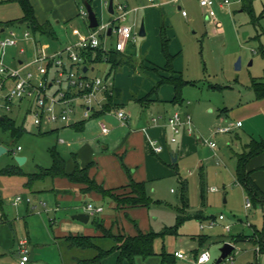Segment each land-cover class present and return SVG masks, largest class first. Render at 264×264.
<instances>
[{
  "label": "rangeland",
  "instance_id": "374dc122",
  "mask_svg": "<svg viewBox=\"0 0 264 264\" xmlns=\"http://www.w3.org/2000/svg\"><path fill=\"white\" fill-rule=\"evenodd\" d=\"M78 1L81 2V0ZM126 1L114 0V4L115 6L118 3L126 4ZM143 1L146 2L147 0ZM214 1L216 2L214 8L215 22L207 20L206 10L201 6L200 0H180L178 4L167 3V5L158 8L163 22L167 24V37L170 40V49L172 48L170 51L175 54L174 66L178 68L182 79L189 82L182 90L183 104L177 110L182 113L183 119H185L184 112L190 115L192 136L195 141L194 147L182 155L178 162H171L167 166L170 174L147 181V195L152 201L151 205L147 208L134 210L130 212V219H123L125 231L129 234L136 233V224L142 232L152 231L156 233L158 236L155 239L154 248L159 254H173L178 247L183 246L181 239H184L183 241L186 243L184 252L187 253L188 251L189 254H192L189 246L192 241L190 236L200 233L210 239L220 240L226 237L229 240L240 234L253 235L256 231L264 232V204L246 208L247 193L235 178L237 154L242 153L244 146L250 143L252 139L262 141V135L264 138V119L251 120L250 117H247V112L252 109V103L256 100L252 84L254 81L261 82L264 80V0H247L246 2L244 0H229L230 4H225V0ZM223 3L224 6L221 7ZM245 4L248 8H245ZM178 7H181V10ZM103 10L104 12L99 16V19L102 24H105L113 16L110 15L107 7ZM183 11L186 12V16H183ZM4 13L0 7V17ZM88 23L87 19L85 21L76 20L75 24L68 26L69 32L76 28L79 33L85 34L88 31ZM141 26L142 22L139 21L135 30L140 32ZM26 28V25H19L16 29L23 31ZM92 32H94L93 29ZM58 34L61 42H66L69 38L64 31H60ZM97 36L102 42L101 46L105 49H111L116 44V34L108 36L107 31L103 30ZM44 40L49 42L43 38ZM144 40V37H138L135 47L139 55L131 57L129 65H135L134 69L138 70L136 77L147 80L152 79L151 75L148 76L147 74L154 72L148 68L145 69L141 64L144 63L140 51ZM20 47L8 48L5 51L4 64L7 67L11 66L10 61L13 60V57H20L18 53ZM29 52V56L22 58L29 59L31 50ZM148 54L151 56V61L158 62L163 59L161 49L156 45L152 46L151 50L148 49ZM239 59H241L242 66L241 69L237 70L235 65ZM150 66L151 64L148 63L147 67ZM94 69L90 68L86 73L87 76L106 78L110 66L106 63H99L95 65ZM32 70L35 69L32 68ZM154 71L156 70L154 69ZM120 72L121 70L118 73ZM138 83L139 88H141V83ZM10 84L8 89L12 86ZM8 89L4 91V94L8 92ZM128 90H132V88ZM173 106L172 104H162V106L154 104L148 109V113L159 118L157 112H162V118H168L174 112ZM126 110L127 112L132 111L135 116H139L143 109L136 105L131 108L126 107ZM7 117L13 119L17 127H23L24 132L13 136L10 130L0 125V147L3 146L8 151L0 156V171L9 166H17L15 158L18 156L26 157L27 161L23 166H17L24 174L23 176L0 177V187L8 196L6 198L14 197L16 194L38 195L40 199H44L48 208L53 210L57 204L56 196L46 190L54 189V186L60 190L69 189L70 183L67 180L56 182L52 178H45L35 181L33 192L32 190L31 192L25 190V186L22 184L28 182L29 175L39 174L52 168L51 152L53 149L66 160L67 171L70 166L75 168L72 155L78 153L79 148L77 146L68 148L67 144L76 137L73 132H70L73 136L65 133L60 135L41 133L34 124L32 115L27 114L24 108L19 111L16 105L12 112L7 114ZM238 119L244 122V127L228 134L214 135V131L221 124H231ZM60 139H64L65 143H62ZM208 142H214L217 146L216 150L212 149ZM178 144L176 145L178 146ZM18 146L22 148L21 152L17 151ZM154 158L158 159L156 156ZM117 164L120 165V169H123L121 162ZM125 164L129 166L126 162ZM110 166L106 165L104 172H102L103 168L100 167L102 173H98L96 181L109 189H117L123 184H127V180L123 183L112 179L110 174L113 167ZM138 166L142 167V164H138ZM136 168L130 167L132 172ZM140 172L141 168L138 173H134L136 178L140 177ZM213 188L217 191L213 192ZM41 189L42 192L36 193ZM89 202L95 207L100 204V202L84 200L59 201L60 210L50 214L52 219L55 216L56 222L51 224L48 218H45L46 215L39 214L37 219L42 222H39L40 228L37 230H40V234H42L41 230L43 232L45 230L47 233H52L53 236V233L63 226L68 230L73 227L71 225L93 228L94 218L88 225L72 218L74 211H76L74 208L79 207L82 211ZM109 204L110 200H102L101 205L105 208L104 214H110ZM11 209L14 210L15 208ZM184 214L189 215L190 218L184 220L177 228V234H163L165 229L176 227L178 216ZM198 215H204V217L199 218ZM221 215L225 218L222 221L219 220ZM19 216L20 219L24 218L22 215ZM214 218L217 221L214 226H211L210 223ZM63 220L66 221L65 225ZM21 222L22 224L17 223L19 226L15 228L16 234L19 233L18 236L15 234L16 240L9 227H6L8 230L6 229L5 234L2 233L6 242L5 251L0 252V264H13V261L18 260L20 256L18 240L27 239L25 222L24 220ZM201 222L205 226L204 230L200 228ZM228 225L231 228L230 232L225 229ZM14 240L16 244L13 242ZM109 245L110 242H107L104 247ZM207 246L212 253L216 250L218 252L222 248L216 243L213 245L212 241ZM257 247L258 244L254 245L251 242L241 243L235 249L233 256L237 262L248 260L249 257L252 264L255 262L262 264L261 254L256 256ZM94 254L93 252L82 253L76 250L69 253L63 242L60 240L55 242L52 238V243L51 240L47 239L44 244L41 261L37 259L34 263L73 264L75 261L71 259L72 256L82 259L94 256ZM248 261H245V264H248Z\"/></svg>",
  "mask_w": 264,
  "mask_h": 264
},
{
  "label": "crops",
  "instance_id": "0c3cea01",
  "mask_svg": "<svg viewBox=\"0 0 264 264\" xmlns=\"http://www.w3.org/2000/svg\"><path fill=\"white\" fill-rule=\"evenodd\" d=\"M89 1L95 13L98 16V20L100 23L99 26L108 25L111 22H113L116 17V13H117L116 11H117L118 5L122 4V3H118L116 6L114 4L115 14L114 15L110 14L111 16H113L111 20L108 23L102 24L100 22L99 16L103 14L104 12L103 9H105V7L109 8L110 0H89ZM154 1L155 2L153 4V3H150L148 0L146 2L143 0H127L125 2L126 4H122V5L127 6L129 9H138L137 12H133L128 15L127 23L130 25H133L134 31L137 32L139 36H140V32L136 31L135 28L137 24L139 23V21L142 22V25L144 24L146 35L144 36L145 40L143 41L141 45V49H140L141 55H142L141 57L144 58V63H141V64L145 69L148 68L151 72H154V73L147 72L148 73L147 75L148 76L151 75L152 79L142 80V78L136 77L135 75L137 74L138 70L136 71L134 69L135 65H129L130 62L124 65L122 68H120L115 74H111V75H109L111 71V65L104 61L99 62V63H106L108 64V66H110L109 73L106 78H100L99 76L90 77V76H87L86 74L90 68H92V70H95L94 69L95 65L99 63L89 65V67L84 65L82 68V71L87 79L89 80L100 79V80H103L104 83L106 84L107 83L111 84L110 91H111V95H114V98H113L114 108L109 112H106L104 114H99L101 111L104 110V106L108 103V98L106 95L107 92L105 93L102 92L98 95L99 104H94L90 108V116L89 118L86 119L84 118V112L86 110L85 103L83 99L79 98L81 94H79L78 91H75L67 87L65 83L62 86L53 85L52 89L49 91L48 94L54 96L60 90L61 91L63 90L66 92L68 99H72L70 106L75 110V118L77 120L76 122L77 124L76 126H74L75 124L65 125L62 122L54 123V124H48L45 122L41 126L36 125L39 131L44 134L54 133V134L60 135L61 133L62 134L65 133V134L70 135L71 134L70 132H73L76 138L69 141L67 144V147L72 148L73 146H77L79 148V152L72 155L74 162H78L81 169L89 167V175L92 179H95V180H96L98 173H102L106 170V165H109V166L112 165L110 166V167H113V171H111V174H110L112 179L117 180L118 182L122 181L123 183L127 180V184H123L119 188L127 186L130 181V178H132L136 182H143L146 185L147 181L149 180L159 179L161 177H164V175L170 174L169 170L167 169V166L170 165L171 162L172 163L178 162L179 159L182 157V155H184L185 153H188V151L192 149V147H194V142H195L193 139L194 137L192 136L193 133H188L186 126L182 127V133L178 136L179 139H177V142L173 143L171 141V138L173 137V133L168 125V119L170 116H172V114H174L177 111L180 113L181 118H182V113L177 109L183 104V103L182 104L172 103L174 96H175L174 87L169 84H163L157 92H153L156 88V85L160 81L161 77L169 76V73L166 70L167 60L164 57L163 53H162L163 59L158 62L154 60H152L153 61L152 62L150 59L151 56L150 54H148V49L151 50L152 46L154 47L155 45L156 47L161 49V52H162V44H161L162 25L166 29V34L168 33L167 24L163 22L158 8H161L162 6L167 5V3L169 2L167 0H154ZM30 2L34 8L36 20L38 21L39 24L46 26L47 33H42L40 31L33 32L28 27V25L24 21V11L21 5L16 0H0V7L3 9V12H5L3 16L0 17V40L8 36L10 31H15L19 35L18 43L15 46L8 47V48H17V47H20L21 45L22 47H20V50L18 52L20 54V57L18 58L13 57V60L10 61L11 66L9 68L19 69L27 64H30L29 67L23 70V74L25 75L28 71H31L35 75H37L36 67L35 65H31V63L34 61V59L38 55L55 54L65 49V47H67L68 45L76 44L82 41L83 39H85L89 34H91L92 28H90V22L88 20V15L86 17L82 15V12L86 11L84 0H81V2L78 0H30ZM229 4H230V1H229ZM215 5H216V2H215ZM223 6H224V3L221 4V7ZM178 9L181 10V7H178ZM12 12H14V14L11 15ZM86 19L89 23L87 27L88 31L85 34L79 33V30H77L76 28H73L72 29L73 31L71 30V32H69L70 29L68 28V26L72 25L73 23L75 24L76 20L85 21ZM19 25H26L27 28L23 31H20L16 29L18 28ZM97 28H94L93 31ZM110 29L107 30L108 36H112L113 34H115L114 31L111 29V34L109 35ZM60 31L66 32L67 37H69L67 38L66 42L60 41L59 34H58ZM25 32L30 33V37L28 39L24 37ZM43 38L47 39L49 42H46L45 40L43 41ZM117 40H118V37H117ZM137 40L127 42L125 50L121 52L119 51V54L125 56L126 59H130L131 57L138 56L139 54L135 47ZM101 45H102V42H101ZM101 45L100 47L105 52L114 51L116 49V44L111 49H105ZM30 50H31V56L29 57V59L28 58L27 60L23 59L22 58L23 56L30 55V52H29ZM172 52L176 53L175 51H172ZM172 55L175 56V54H172ZM4 57L5 55L3 56V59ZM64 60L67 62V69L72 68L70 67V64H69L70 61L67 55H64ZM174 62H175V59H174ZM148 63L151 64L150 67H147ZM127 65H129L130 67ZM250 65L252 64L250 63ZM32 68H34L35 70L33 71ZM85 68L88 69L86 72L84 71ZM154 69L157 72L154 71ZM174 69L177 72V76L181 75L176 66H174ZM120 70L121 72L118 73ZM50 73L52 76H55L56 74L55 70L53 69L50 71ZM138 82L141 83V88H139ZM9 83H11L10 86L12 85L10 88L13 87L14 81L11 79H8L6 81V89H4L3 92H1V96H0V114L2 115L1 120L4 121L6 118H8L7 114L12 112L15 105L18 106L19 111L22 108H24L26 113L31 114L33 117V111L36 110V105H35L34 99L30 97H26V98L19 99V100L15 99L14 101L10 103L11 109L9 111L6 110L5 105L7 104V101L4 98L5 96L4 91L8 89ZM129 88H132V90L127 91V89ZM154 104L155 105L160 104L161 106L162 104H172L174 105L173 106L174 112L170 114L168 118H162L161 116L162 112H157V115H159V118H156V116H153L154 114L148 113V109L154 106ZM136 105H139L143 109L140 112L139 116L138 115L135 116L133 115L132 111L127 112L126 110V107L131 108L132 106H136ZM252 105H253L252 109L249 112H247V117H250L251 120H255L257 118L264 119V98L262 99L256 98L255 102H253ZM65 106L66 105H62V104L56 105V112L60 113L62 110L66 108ZM119 110H124L126 114L128 115V119L126 121L122 122L117 117L116 113ZM184 115H185V119L182 118L183 122L186 121L187 116H190L186 112H184ZM8 119H11V118H8ZM33 120H34V117H33ZM238 122L242 123L241 127L236 126ZM102 125H106L110 129V132L107 135L103 134ZM244 125H245L244 122L238 119L237 121L232 122L231 124L230 123L221 124L219 127L231 126L233 127V129L230 132H228V133H231L233 131L239 130L240 128L244 127ZM228 133H224V134H228ZM262 137L263 135L261 136V139L263 140L264 138ZM100 140L103 142L101 143ZM252 140L260 141L259 139H255V138ZM60 141L62 143H65L64 139H60ZM176 144H178V146ZM155 145H160L162 147L161 152L159 153L155 152V149H154ZM18 147H17V151H19ZM21 151H22V148L20 152ZM154 156L158 157V159L157 158L155 159ZM119 160L123 166V169L122 168L120 169V165L117 164V163H120L118 162ZM125 162L131 168L137 167L134 170V172L131 171L130 167L127 166ZM138 164H142V167L138 166ZM100 167L103 168L102 172H100ZM140 168H141V172L139 173L140 177L136 178L134 173H138ZM73 170H74V166H70L68 173L73 172ZM247 170L248 172L251 173V178L256 183V185L262 191H264V152H262L260 155L250 160V162L247 165ZM0 177L1 178H6V177L11 178V177H16V176L10 177V176L0 175ZM235 178H236V172H235ZM61 180H67V179L65 178L53 179V181H56V182L61 181ZM67 181L70 183L69 189L60 190V189H56L54 186V189L51 188V189L46 190L47 192H50L51 194L53 193L56 196L57 204L53 210L49 209L44 199H40L38 195L37 196H31V195L25 196V197L32 198L33 204L37 208L36 210H32L30 205L26 203H22L18 206H14L12 204V200L14 199V197L18 195H22V194H16L14 197L6 198L7 195L4 193L3 188L0 187V211L3 213V219L0 221V252L5 251V242H6L5 237L2 236V233L5 234L6 229L8 230V228L6 227H9L11 231H13L14 239L17 238L19 233L17 232L16 234L15 228L19 226L17 225V223L19 224L20 222V224H22L21 220L22 221L24 220L25 222L27 239L18 240L19 246L22 241H25L26 247L29 249L30 253L31 251L34 252L33 259H31L30 257V261L27 264H37V263H34L35 260L37 259L41 261L42 252L44 250V244L47 242V239H49V241L51 240V243H52V238L56 242V240L58 241L61 238L71 235V234L72 235H85V236H98L100 233L96 231L95 227L89 229V228H82L79 225H71L73 227L70 228L69 230L65 229L63 226L62 228H59L58 231H55L53 233V236H52V233H47L45 230L44 232L41 230L42 234H40V230H37V229L40 228L39 222L41 220L37 219L39 218L37 216L39 214L46 215L47 217L45 218H48V221L51 224L55 223L56 222L55 216H54V219H52L53 217L50 216V214L51 212L57 213L61 208L58 202L64 201V200H67V201H83L84 200V201L100 202V204L96 208L100 207L103 209V211L101 213L96 214L95 216H90V221L92 218H99L104 222V225L106 228L108 229L113 228L114 231H120V232L122 231L123 233L128 234V235H136L138 230H140L136 224V227H137L136 233L134 234L127 233L124 228L123 219H130V212L137 210V209H141V208H130V209H125V210H117L116 203L111 198H104L100 194L95 193V192H90V193L84 192L85 186L74 184L70 182L69 180ZM22 185L25 186V190H29L31 192V189L26 187L25 182H23ZM103 186L105 189L115 190V189L106 188L105 185ZM33 189H32V192H33ZM213 189H212L213 192L217 191V190L214 191ZM146 190H147V187H146ZM42 191L43 190L41 189V190L36 191V193H40ZM105 199L110 200V204H109L110 214L108 213L104 214L105 208L103 207V205H101V202L102 200L105 201ZM40 202H44L46 204V207L45 208L41 207ZM89 204H92V203L91 202L87 203V205ZM87 205L84 207V210L82 211H80L79 207L74 208L76 210L74 211V215L78 213L88 214L87 209H86ZM11 208H15V209L13 210ZM19 215H22L24 218L20 219ZM184 215H187V214H184ZM187 216L190 218L189 215ZM198 217L203 218L204 215H198ZM216 221L217 219L214 218L212 222L210 223V225L213 222L215 225ZM63 223L65 225L66 221L63 220ZM88 224H85V225H88ZM42 226H45V225H42ZM226 227H229L228 232H230L231 231L230 226L228 225ZM200 228L201 230L205 229V226L202 224V222L200 224ZM256 232L253 235L240 234L238 236L252 237L256 235ZM15 234L17 236H15ZM32 237H33V241H32ZM234 237H237V236H234ZM190 238H191L190 240L192 241L189 243L190 244L189 246L191 247L190 251L193 252L192 254H189L188 251L187 253L184 252L186 243H184L183 241L184 239H181V245L183 246L181 248L178 247V249L173 254H167L169 256L167 260L164 261L161 256L162 254H159L155 251L156 253L155 256L147 260L138 259L137 264H218L217 263L218 259L221 256V251H220L221 248L218 252L216 250V252L214 251L212 253L211 250L207 246L208 243H210L211 241L213 245H215L216 243L220 247H223L225 243H231L235 246V249L237 248L239 244L244 243V242H251L254 245H257L255 242L249 241V240L235 243L233 240V237L232 239H229V240L226 237L220 240L210 239L206 235H201V233L197 235H192L190 236ZM15 240L13 242H15ZM206 251L210 253V260L206 263H199L198 259L200 255ZM234 251L231 254H233ZM176 252H183L185 257L184 258L176 257L175 255ZM258 254H261L260 256L261 263L264 264V253L263 254L260 253L259 245L256 248V256ZM118 256H119L118 253H114L108 256L107 258H105L102 264H117ZM21 257L22 255H21V249H20V256L18 260L13 261V264H20ZM247 259L249 260V257ZM248 260H244V261L242 260V262H237V260L234 257V264H245L246 263L245 261H248ZM247 263L252 264L251 260H249Z\"/></svg>",
  "mask_w": 264,
  "mask_h": 264
},
{
  "label": "trees",
  "instance_id": "16d2710c",
  "mask_svg": "<svg viewBox=\"0 0 264 264\" xmlns=\"http://www.w3.org/2000/svg\"><path fill=\"white\" fill-rule=\"evenodd\" d=\"M24 11V21L33 32L47 33L46 26L38 23L35 17L34 8L30 0H16ZM89 3L90 1L87 0ZM245 2L247 0H244ZM243 1V2H244ZM91 4V3H90ZM245 8L250 7L248 3L244 5ZM247 6V7H246ZM161 44L162 53L167 60L166 70L169 73L168 77H161L160 81L156 85L153 92H157L163 84L172 85L175 89V96L172 103L182 104V90L184 86L188 85L182 79L181 75L177 76V72L174 69L175 56L170 53V40L167 37L166 29L162 25L161 28ZM85 66L96 64L99 62H107L111 65V71L109 75L115 74L120 68L129 63V59L119 54L116 49L114 51L105 52L101 47L94 50H88L85 54ZM253 91L256 94V98H264V80L261 82H253ZM108 103L104 106V110L99 114H104L111 111L114 108L113 98L114 95L106 93ZM77 124V123H76ZM76 124L74 126H76ZM0 125L5 129L12 132L13 136H17L24 132L23 127H17L15 122L6 118L4 121L0 120ZM264 152V140L256 141L252 140L246 144L243 148V152L237 154V166H236V181L242 185L251 200L252 205L264 204V191H262L251 178V173L247 170V165L250 160ZM53 166L39 174L29 175L26 187L33 189L35 181L43 180L45 178H65L74 184L85 186L84 192H95L100 194L104 198H111L116 203L117 210H125L130 208H147L151 205L152 201L147 195L146 185L143 182H136L132 178L127 186L121 187L115 190L105 189L103 185L97 183L95 179H92L89 175V167L81 169L78 162H75V168L73 172L68 173L66 170V160L60 156V154L53 149L52 152ZM18 166V165H17ZM17 166H9L6 169L0 171L1 176H23L24 174ZM122 191V192H120ZM120 192V194H118ZM189 217L187 215L178 216V224L176 227L167 228L163 234H174L177 228L182 222ZM93 226L96 231L100 233L98 236H85V235H68L60 239L64 245L67 246V251H81L82 253H95L94 256L87 258H78L72 256L71 259L75 262L73 264H102L103 260L108 256L118 253L117 264H137L138 259L147 260L156 255L154 249V242L157 238V234L154 232H142L138 230L136 235H128L122 231H114L113 228H106L104 222L98 218H94ZM235 243L245 240L253 241L260 246V253H264V232H256V235L252 237L237 236L233 237ZM110 242V245L104 247V244ZM73 254V253H72ZM163 260H167L169 256L167 254L161 255ZM254 264H258L255 262Z\"/></svg>",
  "mask_w": 264,
  "mask_h": 264
},
{
  "label": "built area",
  "instance_id": "2783aa9c",
  "mask_svg": "<svg viewBox=\"0 0 264 264\" xmlns=\"http://www.w3.org/2000/svg\"><path fill=\"white\" fill-rule=\"evenodd\" d=\"M150 3L154 4V0H148ZM169 3H178L179 0H167ZM229 4V0L225 1ZM201 6L206 10L207 19L214 21L216 20L215 13V1L214 0H200ZM138 9H129L125 5H118L115 20L108 25L99 26L91 34H89L82 41L68 45L65 49L51 55H38L31 65L36 66L37 75L33 72L28 71L25 75L23 70L30 66L27 64L19 69H12L4 64L3 56L5 55V50L8 47L15 46L18 43L19 35L15 31H10L8 36L0 40V96L1 92L6 89V81L11 79L14 81L12 88L8 90L4 98L7 101L5 105L6 110H10V103L15 99H23L26 97L33 98L36 105V110L33 111V117L35 125L41 126L43 123L54 124L62 122L65 125H74L77 120L75 118V110L70 106L72 99H68L65 91H58L54 96L49 95V91L52 89L53 85L62 86L64 83L70 89L78 91L81 96L80 99L84 100L85 112L84 118H89L90 108L94 104H99L98 95L100 93H105L110 91L111 84L104 83L103 80L94 79L89 80L83 74L82 68L86 62L84 54L88 50L98 49L101 45V40L98 38L97 34L101 31H107L111 28L117 35L118 40L116 42V50L124 51L126 48V43L129 41H136L138 38V33L134 31L133 25L127 23L128 15L137 12ZM82 15L86 17L87 11H83ZM183 16H186V12L183 11ZM220 26L219 24H217ZM24 37L28 39L30 37L29 32L24 33ZM64 55H67L70 61V69H67V62L64 60ZM55 70V76H52L50 71ZM38 76V78H37ZM66 105L65 109L60 113L56 112V105ZM120 121L124 122L128 119V115L124 110H119L116 113ZM2 115L0 114V120ZM156 121V120H155ZM168 125L173 133L171 141L173 143L177 142L178 136L182 133V127H187L188 133H193L191 117L187 116L186 121L183 122L180 113L177 111L168 119ZM237 127H241L242 123L238 122ZM233 129L231 126H221L215 130L214 134H224L228 133ZM102 132L107 135L110 129L106 125H102ZM156 144V143H154ZM209 146L216 150L217 146L214 142H208ZM155 152L159 153L162 150L160 145H155ZM21 150V147H18ZM214 191L216 189H213ZM246 208H251V200L249 197L246 198ZM22 203L30 205L32 210L37 208L33 204V200L30 197H25L18 195L12 200L14 206H18ZM41 207H46L44 202H40ZM87 212L90 216H95L103 211L102 208H96L92 204L87 205ZM3 219V213L0 211V221ZM220 220L224 219V216L219 217ZM214 225V222L211 226ZM203 228V227H202ZM229 231V227H226ZM21 249V261L20 264H27L30 261V251L26 247V242L22 241L20 243ZM176 257L184 258L183 252H176ZM210 260V253L208 251L202 253L198 259L199 263H206ZM224 264H234V256L231 254L226 259L223 260Z\"/></svg>",
  "mask_w": 264,
  "mask_h": 264
},
{
  "label": "water",
  "instance_id": "95a60500",
  "mask_svg": "<svg viewBox=\"0 0 264 264\" xmlns=\"http://www.w3.org/2000/svg\"><path fill=\"white\" fill-rule=\"evenodd\" d=\"M84 5H85V8H86V11H87V14H88V20L90 22V28L94 29V28H97L100 23H99V20H98V16L97 14L95 13L92 5L87 1V0H84ZM108 12L112 15L115 14V8H114V0H110L109 1V8H108ZM111 34V29L109 30V35ZM146 35V32H145V27H144V24L141 26V29H140V36L141 37H144ZM252 64V63H251ZM236 69L239 70L241 69V66H242V63H241V59H239L236 63ZM88 69L85 68L84 71L86 72ZM7 149L4 148L3 146L0 147V156H2L3 154L7 153ZM16 160V163L18 166H23L26 161H27V158L26 157H22V156H18L15 158ZM72 218L78 222H81L83 224H88L89 221H90V215L87 214V213H78V214H75L72 216ZM235 250V246L231 243H225L223 245V247L221 248V256L220 258L218 259V264H221L223 262L224 259H226L233 251ZM33 256H34V252L31 251L30 253V257L31 259H33Z\"/></svg>",
  "mask_w": 264,
  "mask_h": 264
}]
</instances>
